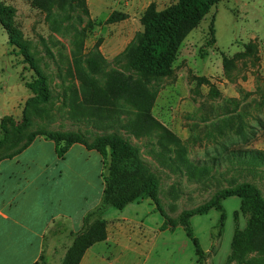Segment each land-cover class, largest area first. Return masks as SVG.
Returning a JSON list of instances; mask_svg holds the SVG:
<instances>
[{
  "label": "rangeland",
  "instance_id": "1",
  "mask_svg": "<svg viewBox=\"0 0 264 264\" xmlns=\"http://www.w3.org/2000/svg\"><path fill=\"white\" fill-rule=\"evenodd\" d=\"M176 1L83 0L86 8L75 3L54 7L48 15L34 7L33 0H0L14 10L13 26L45 74L51 94L47 103L30 101L26 106L33 95L24 84L31 83L34 74L0 28V119L5 116L11 132L0 147V158L15 152L36 131L78 133L89 143L116 133L138 149L139 158L155 174L159 203L171 219L240 183L253 184L264 197V168L253 172L237 158L264 152V0H220L182 42L171 74L150 81L149 87L157 92L151 114L169 134L156 128L137 138L123 130L113 121L125 122L135 115L123 102L110 118L81 110L85 100L74 61L89 73L86 60L97 51L107 70L134 75L115 58L141 34V18L150 5L161 11ZM112 14L120 20L108 23ZM248 44L253 47L249 54ZM93 78L103 85L99 77ZM102 172L106 176L108 167ZM221 204L223 227L216 210L190 219L199 245H210L204 264H225L235 230L246 225L239 198H226ZM152 205L157 220H148L154 226L163 218ZM184 233L177 230L170 238L173 243H156L145 264H194L193 245Z\"/></svg>",
  "mask_w": 264,
  "mask_h": 264
},
{
  "label": "trees",
  "instance_id": "2",
  "mask_svg": "<svg viewBox=\"0 0 264 264\" xmlns=\"http://www.w3.org/2000/svg\"><path fill=\"white\" fill-rule=\"evenodd\" d=\"M219 1L177 0L161 11H157L154 5H150L141 18L143 27L141 34L115 58L116 61H123L134 75L107 70L106 60L97 51L91 53L86 60L89 73L80 67L78 61H74L85 100L81 110L87 114L100 116L106 114L107 118H110L114 109L123 102L135 110L133 118L125 122L113 121L123 130L137 138L149 136L156 128L169 134L151 114L157 92L149 87V83L151 80L171 74L182 42ZM75 3H80L83 8H86L83 0H33L32 2L34 7L48 15L52 14L54 7H74ZM13 14L12 8L0 2V27L7 35L8 44L18 50L23 63L29 66L34 74L33 81L24 84L33 95L27 100L26 106L30 101L47 103L51 97L47 78L29 53L20 32L13 26ZM117 20H120V17L112 14L107 22L113 23ZM211 32L210 41L213 45L215 44L214 29ZM251 50H253L251 44L245 46V52L248 51L249 54ZM226 61L224 57V66ZM94 76L103 81L102 86L98 85V80L93 78ZM23 118L27 121L26 116ZM5 122V118L0 122L2 131L0 147L7 143L11 136ZM36 137L52 141L56 155L60 159L64 158L72 145L81 144L88 150L98 152L102 157L103 167H108L107 175L102 174L103 192L100 205L94 212L85 216L83 228L73 237L72 244L67 249L61 264H80L85 252L92 245L106 240V222L100 216L107 207L121 210L130 203L144 199L150 200L161 214L163 229L169 231H174L177 227L183 229L193 245L197 264H204L206 253L202 251L198 240L193 235L190 219L216 210L221 213L219 226L223 227L224 215L221 202L230 197L240 199V213L245 216L246 225L243 230H235L230 244V254L225 264H264V197L253 184L240 183L232 189L220 190L208 203L194 210L185 211L176 219H171L159 203L158 182L155 174L139 158L138 149L120 135L116 133L102 135L89 143L78 133L36 131L30 133L20 148L5 158H12L22 152ZM237 158L240 162L251 166L253 172L260 167L264 168V152L250 151L245 156ZM185 164L192 167L188 162ZM40 261L43 264V258Z\"/></svg>",
  "mask_w": 264,
  "mask_h": 264
},
{
  "label": "crops",
  "instance_id": "3",
  "mask_svg": "<svg viewBox=\"0 0 264 264\" xmlns=\"http://www.w3.org/2000/svg\"><path fill=\"white\" fill-rule=\"evenodd\" d=\"M102 169L95 150L74 144L60 159L54 143L42 137L0 159V264H41V258L43 264H61L85 216L100 205ZM109 208L100 216L106 240L92 245L80 264H145L156 243H173L175 232L183 231L163 229V220L151 225L148 219L157 220V213L149 200ZM201 249L208 253L210 245Z\"/></svg>",
  "mask_w": 264,
  "mask_h": 264
}]
</instances>
